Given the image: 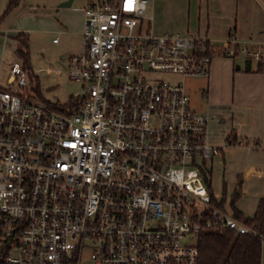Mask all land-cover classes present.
Segmentation results:
<instances>
[{"label":"built area","instance_id":"built-area-1","mask_svg":"<svg viewBox=\"0 0 264 264\" xmlns=\"http://www.w3.org/2000/svg\"><path fill=\"white\" fill-rule=\"evenodd\" d=\"M82 1L77 97L52 108L19 58L0 69V264H198L200 232L256 233L209 188L232 144L158 74L205 77L213 57L259 61L260 47L156 33L152 0Z\"/></svg>","mask_w":264,"mask_h":264},{"label":"crops","instance_id":"crops-1","mask_svg":"<svg viewBox=\"0 0 264 264\" xmlns=\"http://www.w3.org/2000/svg\"><path fill=\"white\" fill-rule=\"evenodd\" d=\"M8 1L0 0V17ZM64 1L67 0L37 4L31 11L27 10V0H21V6L0 20V69L7 67L16 57L17 42L14 36L19 33L29 35L31 46L33 36L41 35L42 39L58 30L70 45V50L82 51L83 1H80V5L73 0L70 6H60ZM148 13L153 15V29L156 24V29L161 33L192 32L215 45L225 44L233 37L239 47H260L263 53L260 69L259 61L244 55H217L212 58L209 75L204 78L200 108L208 112L209 121L217 115L223 116L219 125L223 128L224 140L233 134L237 141L247 145L255 141L264 147V0H152ZM53 42L57 43L58 40L53 39ZM73 55L74 52L70 53V56ZM247 60L250 61L251 70L245 69ZM240 147L242 145H231L223 149L225 164L234 165V155L242 153ZM253 154L257 152L250 151L243 163L238 160L236 164L237 171H240L238 174L243 175V183L244 176L262 174L260 167L263 160L260 155L256 158ZM214 162L213 158L210 164L211 177L216 165ZM236 184L237 180L234 181L233 190ZM263 196L264 192L256 194L255 204L249 214L236 207L244 215L252 216Z\"/></svg>","mask_w":264,"mask_h":264},{"label":"rangeland","instance_id":"rangeland-1","mask_svg":"<svg viewBox=\"0 0 264 264\" xmlns=\"http://www.w3.org/2000/svg\"><path fill=\"white\" fill-rule=\"evenodd\" d=\"M50 1L52 0H27V10L32 11L37 4H43ZM80 1L81 0H75L74 3L80 5ZM52 27L54 26L52 25ZM154 28L156 33H161L156 29V24ZM57 31L58 30H55L54 34L52 33L45 35V38L42 39L41 35L33 36L34 40L31 42L30 46L31 65L32 69L36 73H32L33 78H31L29 75L28 79L30 85L34 89L33 92L35 96L40 100L45 102L51 101L59 102L60 104H66L72 99L73 96L77 97L82 92V84L68 76V57L70 56V53L74 52L75 55H78L81 54L82 51L70 50V45L66 43L64 37H62L61 33ZM53 39H57L58 42L54 43ZM158 78L175 82L183 81L187 92L190 95L192 106L196 110L202 111L200 108V105L203 102L201 92L202 87L205 84L204 78L206 77H183L178 73L159 72ZM216 118H218V120H216ZM216 118L210 120L208 123L210 141L216 145H223L225 136L223 135V128H220L219 125V120L222 121L223 116L217 115ZM253 142V144L249 145L243 142L242 147H240L241 150H239L242 153H236L233 157L234 165H229V163L227 165L224 163L222 152L216 155L214 157L216 165L213 170L212 177H210L212 190L219 198H222L224 186L226 185L227 196L225 205L227 209H231L232 206L230 201L234 192L232 189L234 187V181H238V177L243 176L238 174L240 171H237L238 167L236 164L238 160L243 163L250 151L257 152V154H253L256 158L260 155V158L263 160L260 167L262 174L257 175L253 173L249 177L244 176L245 180L242 185V191L244 192V195H242L241 198L236 202V206L241 208L246 214L251 213L252 207L255 204L256 194L264 192V147L256 144L255 141Z\"/></svg>","mask_w":264,"mask_h":264},{"label":"trees","instance_id":"trees-1","mask_svg":"<svg viewBox=\"0 0 264 264\" xmlns=\"http://www.w3.org/2000/svg\"><path fill=\"white\" fill-rule=\"evenodd\" d=\"M21 0H9L8 5L0 17V20L19 6ZM17 42L15 50L16 57L19 58L25 69L30 71V77L33 78V69L31 65V48L28 34L19 33L14 36ZM210 46V45H209ZM238 55L239 46H235ZM237 57V56H235ZM261 68V60L258 62V69ZM246 70H251L250 61L247 60ZM40 95V94H39ZM42 98V97H41ZM45 102V101H43ZM52 108H58L59 102H45ZM227 140L232 145H238L240 141L235 139V135H230ZM236 188L232 194L230 204L233 214L236 218L247 223L256 233L246 234L236 233L232 229L223 230H204L198 236L197 246L199 249L198 264H263L264 258V196L260 198L256 211L252 216H246L236 207V202L241 197L243 177L239 176ZM211 194L214 192L209 184ZM226 185L222 193L219 205L226 204ZM215 199V198H214Z\"/></svg>","mask_w":264,"mask_h":264},{"label":"water","instance_id":"water-1","mask_svg":"<svg viewBox=\"0 0 264 264\" xmlns=\"http://www.w3.org/2000/svg\"><path fill=\"white\" fill-rule=\"evenodd\" d=\"M73 0H67L60 4V6H70ZM237 68H240L239 65L236 66Z\"/></svg>","mask_w":264,"mask_h":264}]
</instances>
